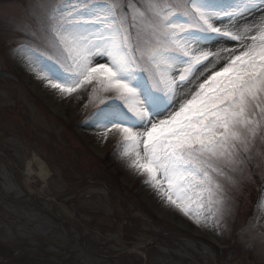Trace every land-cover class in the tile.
I'll list each match as a JSON object with an SVG mask.
<instances>
[{
  "label": "rangeland",
  "instance_id": "374dc122",
  "mask_svg": "<svg viewBox=\"0 0 264 264\" xmlns=\"http://www.w3.org/2000/svg\"><path fill=\"white\" fill-rule=\"evenodd\" d=\"M62 2L0 0V264H264V130L235 164L217 162L220 223L198 227L129 166L119 137L104 142L90 119L104 93L66 97L38 77L26 49L54 54L36 21ZM33 155L46 180H28Z\"/></svg>",
  "mask_w": 264,
  "mask_h": 264
},
{
  "label": "snow or ice",
  "instance_id": "6c2138e0",
  "mask_svg": "<svg viewBox=\"0 0 264 264\" xmlns=\"http://www.w3.org/2000/svg\"><path fill=\"white\" fill-rule=\"evenodd\" d=\"M43 7L36 27L54 54L26 49L38 77L66 97L85 86L104 93L105 106L90 118L100 135L120 138L121 155L168 204L198 227L218 226L217 162L235 164L264 130V7L256 0ZM193 205L201 210L195 216Z\"/></svg>",
  "mask_w": 264,
  "mask_h": 264
},
{
  "label": "bare ground",
  "instance_id": "6f19581e",
  "mask_svg": "<svg viewBox=\"0 0 264 264\" xmlns=\"http://www.w3.org/2000/svg\"><path fill=\"white\" fill-rule=\"evenodd\" d=\"M44 98L47 100L48 96H44ZM117 138H118L117 135L113 133H109L107 139L106 140L104 138L103 139H104V142L109 143ZM94 145H95L94 147L96 148V150L103 148V144L99 142V140H97V142H95ZM34 166L36 167V169L34 168ZM49 173L50 172L48 171L46 164L41 160V158L38 155H33L32 157L28 159L27 161L28 180H33L34 177H40L43 180H46L49 176Z\"/></svg>",
  "mask_w": 264,
  "mask_h": 264
},
{
  "label": "flooded vegetation",
  "instance_id": "af4514ba",
  "mask_svg": "<svg viewBox=\"0 0 264 264\" xmlns=\"http://www.w3.org/2000/svg\"><path fill=\"white\" fill-rule=\"evenodd\" d=\"M0 68H1V66H0ZM1 70H2V68H1ZM4 78H6V75L5 74H2V73H0V81L1 80H3ZM7 249V251H9V253H11L12 251L10 250V249H8V248H6ZM8 253V254H9ZM18 253H20V252H13V254H12V256H10V257H8L6 260H8L9 258H14L15 259V256H18L17 258L20 260V259H23L21 256V254H18ZM21 255V256H20ZM20 256V257H19ZM18 259H16V260H18ZM31 259V258H30ZM36 259H39V258H36ZM5 264V263H4Z\"/></svg>",
  "mask_w": 264,
  "mask_h": 264
},
{
  "label": "trees",
  "instance_id": "16d2710c",
  "mask_svg": "<svg viewBox=\"0 0 264 264\" xmlns=\"http://www.w3.org/2000/svg\"><path fill=\"white\" fill-rule=\"evenodd\" d=\"M154 219H156V218H154ZM167 237H165V239H166Z\"/></svg>",
  "mask_w": 264,
  "mask_h": 264
}]
</instances>
